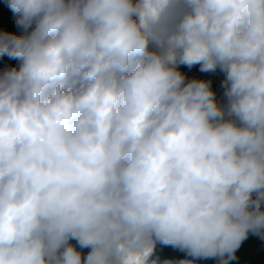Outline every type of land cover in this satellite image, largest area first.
<instances>
[{
  "label": "clouds",
  "instance_id": "obj_1",
  "mask_svg": "<svg viewBox=\"0 0 264 264\" xmlns=\"http://www.w3.org/2000/svg\"><path fill=\"white\" fill-rule=\"evenodd\" d=\"M6 3L0 264H230L264 239V0Z\"/></svg>",
  "mask_w": 264,
  "mask_h": 264
},
{
  "label": "trees",
  "instance_id": "obj_2",
  "mask_svg": "<svg viewBox=\"0 0 264 264\" xmlns=\"http://www.w3.org/2000/svg\"><path fill=\"white\" fill-rule=\"evenodd\" d=\"M16 17L12 10L7 6L6 0H0V32L7 31L16 35L22 34V29L16 25ZM19 61L16 59L9 58L8 56L0 57V71L5 68L17 67ZM199 65H195L192 68L187 66H181L180 70L186 75L188 79L202 78V72H194V69L198 68ZM206 80L212 81V88L217 94V98L221 99L223 96V89L221 88V81L205 77ZM75 243V241H72ZM85 253L87 249L84 250ZM161 260H173L179 261L182 259H193L187 256L186 252H182L179 249H163L157 253ZM237 258L231 261L230 264H264V239H261L255 235H249V237L242 243L238 249ZM196 264H218L216 259L196 260Z\"/></svg>",
  "mask_w": 264,
  "mask_h": 264
},
{
  "label": "rangeland",
  "instance_id": "obj_3",
  "mask_svg": "<svg viewBox=\"0 0 264 264\" xmlns=\"http://www.w3.org/2000/svg\"><path fill=\"white\" fill-rule=\"evenodd\" d=\"M199 71H200L199 70V67L196 68V69H194V72H197L198 73ZM205 77H209V78H212V79H217L218 81H222V79H223V73H221L219 71H217V72H207V73H203L202 72V78L205 79ZM171 248H172V246H170V245L169 246H166V245H160V244H158L157 245V253L159 251L163 250V249H171Z\"/></svg>",
  "mask_w": 264,
  "mask_h": 264
}]
</instances>
